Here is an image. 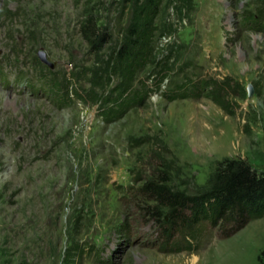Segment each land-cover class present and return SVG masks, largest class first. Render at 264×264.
Returning <instances> with one entry per match:
<instances>
[{"label":"rangeland","instance_id":"374dc122","mask_svg":"<svg viewBox=\"0 0 264 264\" xmlns=\"http://www.w3.org/2000/svg\"><path fill=\"white\" fill-rule=\"evenodd\" d=\"M145 1L0 0V264H264V218L189 235L145 190L201 192L226 159L264 172V0H162L152 62L120 96L116 56ZM41 50L66 106L38 80ZM198 81L223 84L224 107L210 89L169 98Z\"/></svg>","mask_w":264,"mask_h":264},{"label":"trees","instance_id":"16d2710c","mask_svg":"<svg viewBox=\"0 0 264 264\" xmlns=\"http://www.w3.org/2000/svg\"><path fill=\"white\" fill-rule=\"evenodd\" d=\"M161 2L162 0H146L136 8L137 25L131 28V38L122 45L116 56L115 71L120 73L123 79L122 84L117 87L120 96L132 90L138 71L152 62L153 40L157 31L155 19L159 14ZM248 24L260 23L251 16L245 17V25ZM82 32L93 49L102 44L103 35L97 34L94 24L84 25ZM36 65L40 74L38 80L55 96L58 104L66 106L70 100L68 84L58 80L41 61H37ZM167 74L165 71L158 87L167 79ZM208 89L211 90L214 100L224 107L220 102V93L226 88L217 82H189L169 98L174 100L182 95L199 98ZM143 97L137 92L133 100L136 102ZM113 105L118 109H110L106 120L115 113L120 116L126 111L129 103L122 100L114 101ZM145 190L155 197L159 205L168 209L167 218L172 229L186 231L189 235L210 227L219 229L221 237H229L249 222L264 218V172H257L243 160L226 159L220 162L209 188L201 192L188 194L173 191L166 183H150Z\"/></svg>","mask_w":264,"mask_h":264},{"label":"water","instance_id":"95a60500","mask_svg":"<svg viewBox=\"0 0 264 264\" xmlns=\"http://www.w3.org/2000/svg\"><path fill=\"white\" fill-rule=\"evenodd\" d=\"M0 54H1V52H0ZM38 57H39V60H40L43 64H45L46 66H48L49 68H51V69H54V68H55V66H56V62L53 61V60L49 57V55H48V53H47L46 51L41 50V51L38 53ZM248 92H249L250 97L254 94V89H253L252 85L249 86V88H248Z\"/></svg>","mask_w":264,"mask_h":264},{"label":"bare ground","instance_id":"6f19581e","mask_svg":"<svg viewBox=\"0 0 264 264\" xmlns=\"http://www.w3.org/2000/svg\"><path fill=\"white\" fill-rule=\"evenodd\" d=\"M195 263H196V261L194 260V261H193V264H195Z\"/></svg>","mask_w":264,"mask_h":264}]
</instances>
